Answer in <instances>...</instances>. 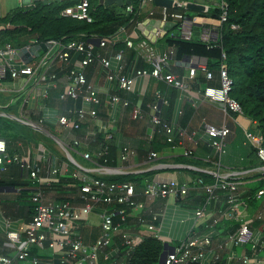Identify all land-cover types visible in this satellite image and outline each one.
<instances>
[{"label": "crops", "instance_id": "crops-1", "mask_svg": "<svg viewBox=\"0 0 264 264\" xmlns=\"http://www.w3.org/2000/svg\"><path fill=\"white\" fill-rule=\"evenodd\" d=\"M186 1L196 2V0ZM217 1L204 0L202 10L187 9L185 17L189 21L187 22L190 25L191 39L205 43L217 39L219 32L218 20L207 13L211 7L216 6ZM155 6L154 9L150 10L153 11V16H149V11L142 20L145 18H160V7L156 6V9ZM206 6L207 11L204 9ZM189 11L192 13H189ZM7 27H10V25L0 23V29ZM153 27L151 24L148 31L152 32ZM160 30L161 36L156 37L154 42L144 35L138 27V23L129 27H122L111 35L117 38L115 45L100 46L98 44L100 38L98 37L91 38L88 42L94 45L96 53L109 59L111 68L116 70L118 75H133L137 69L150 68V65L138 54L135 48L141 38L149 42L157 54H163L169 48L165 42L166 36L179 34L178 28L172 25L168 26L167 30ZM125 38H129L134 46H127ZM33 39L31 37L29 40ZM119 51L123 52L120 60L114 57ZM52 60L49 69L50 73L56 75V86L47 88L46 83H37L31 93L33 96L25 100L22 109L28 111L36 121H43L55 126L58 124L56 121L58 115H71L72 110L80 102L68 103L58 100L56 94L64 88L69 68L54 58ZM79 60L80 58L74 55L71 62L76 65ZM12 62L15 66L24 64L17 51ZM206 63L205 58L195 55H185L180 60L172 58L170 67L166 71L181 80L184 87H174L163 80L143 76L134 78L131 91L118 88L117 78H114L113 82L107 81L100 66L89 65L85 69L86 78L98 91L100 103L97 105L90 104L86 107L96 109L97 118L86 119L82 122L80 129L70 132L57 125V137L65 146H61L60 153L53 154L41 149L38 145L29 147L23 141L19 142V140L12 143L5 140L8 145L11 143V152L26 155L32 160L39 161L43 165L44 175L50 176L53 182H59L58 176L50 173L52 163L57 159L62 164L59 172L60 176H64L67 170H72V172H85L96 178L129 175L134 179L135 177L140 179V182L175 179L182 184H186L189 189L185 197L174 198L168 196L146 200L140 196L142 192V184L140 183V185H137L135 195H138V198H143L141 202H143L144 207L142 210L131 208L130 211H126L129 231L132 234H141L144 238L155 237L160 240L162 243L161 253L163 250L170 251L184 238L187 232L191 230L202 231L205 224L214 226L213 228L220 232L218 240H223L238 227L237 222L221 216V212L225 208L224 201H220L216 207L212 203L199 204L201 196L205 193L202 187L195 183V178L203 175L205 179L215 180L216 173L221 178L237 180L243 189L255 187L261 182L264 175V162L255 156L254 148L246 141L244 136V130L256 131V122L244 112L229 113L228 118H226V123L230 128V134L226 141V153L222 156L220 166H217V155L205 141L197 139L196 142L188 138L180 139L177 137L175 143L167 147L164 133L156 131V126L150 120L151 115L154 114L151 105L156 101L162 120L175 127L182 128L187 134L202 131L205 124L218 126L224 121L220 103L211 102L202 94L206 86L219 85L217 72L211 80L206 78ZM32 82L33 78L21 75L15 80H3L1 83L18 88H30ZM45 88L48 89L50 104H45L44 98L40 94ZM157 92L160 93L159 99L156 98ZM34 94H37V96L35 97ZM111 95H118L123 99H127L130 105L124 106L122 101L117 104H110L109 96ZM132 106H137L142 110L143 117L141 119L131 117ZM74 138L80 140L78 145L73 144ZM106 142L113 147V158L111 160L115 164L109 166L102 165L97 161L102 152V143ZM187 149L192 150L191 156L183 154L184 150ZM125 150L128 151V156L123 159L122 156ZM151 153H155L156 156L151 157ZM85 154H88V157L85 158ZM57 156L64 157V160L58 159ZM23 173L15 164H10L4 171H0V180H2L0 183V230L3 228L6 219L11 220V228L16 229L28 218L26 204L19 193V190L23 188L19 185ZM26 176L25 178H27ZM135 182L137 181L135 180ZM63 189H65L63 185H48L45 191V199L59 202L60 196H63L62 193L65 191ZM72 193L79 197V187H76ZM72 203L75 207L81 205L80 200L76 198ZM118 205L108 207L101 204L95 205L89 220L84 221L80 226L85 243L94 242L99 236L98 214L100 212L107 210L113 214L116 213L118 218H114L115 221L120 220L118 213L123 207ZM202 207L205 208L206 213L203 217L198 218L194 213L196 209ZM256 211L264 212L262 200H252L250 213ZM154 216L157 217L156 220L153 219ZM139 219L140 224L138 223ZM155 221L158 222L154 223ZM149 224L154 225V231L147 229L146 225ZM252 225L256 235H259L260 222H253ZM7 244L4 234H1L0 252L11 254L12 252ZM116 247L121 248V238L119 236H115L109 250ZM34 251L33 254L39 258L40 264H60V255L52 254L46 248H35ZM242 252V246L233 247L228 245L222 253V261L216 264H232L231 261L226 259L230 255L229 253L238 256ZM122 255L121 252L113 259L100 257L97 264H127ZM156 264L162 263L158 259Z\"/></svg>", "mask_w": 264, "mask_h": 264}, {"label": "built area", "instance_id": "built-area-1", "mask_svg": "<svg viewBox=\"0 0 264 264\" xmlns=\"http://www.w3.org/2000/svg\"><path fill=\"white\" fill-rule=\"evenodd\" d=\"M49 3L59 2L64 6L60 10V15L75 20H82L87 23L93 21L91 15L90 0H45ZM144 1V0H143ZM147 2L153 0H145ZM32 3V2H31ZM30 3V4H31ZM186 0H172V8H186ZM29 5V4H28ZM216 7L220 9L218 17L219 32L220 26L227 21L228 4L225 0H218ZM125 8L128 12H132V5L126 4ZM172 8L160 7L161 21H175L179 30L178 36L185 40L191 39V30L185 15L178 11H172ZM207 11V6L204 7ZM149 16H153V11L149 12ZM194 20V19H193ZM188 21V22H187ZM232 29H236V24H231ZM155 36H161V30L155 31ZM215 40V41H216ZM209 41V42H215ZM44 42L50 45L45 52H40L29 63L15 66L12 62L13 56L16 54L17 48L10 42L0 45V82L10 77L11 80L19 78V76H27L33 78L36 83H46L49 87H55L56 75L50 73L52 58L63 63L69 68L67 73V81L64 88L60 92V99H72L80 102L71 115H58L57 123L68 132L74 129H80L82 122L86 119L97 118L96 109L87 108V105H97L100 103L99 93L96 88L88 82L85 69L89 65H98L103 69L105 78L109 82H113L117 78L118 88L131 91L134 78L150 76L163 80L168 85L182 88L183 83L166 70L170 67V60L174 56V48L170 47L163 54H157L152 45L145 39H140L136 45L138 54L150 65L148 69H137L133 75H118L117 71L112 69L108 58L94 51V45L83 39H74L68 43L61 44L55 39L39 41L38 39L29 40V47L33 44ZM206 42V43H209ZM117 43V38L111 36L100 38L98 44L100 46H112ZM125 43L129 47L134 44L129 38H125ZM58 49L54 52L51 49ZM74 55L81 54V58L76 65L71 62L72 53ZM123 52H117L114 57L118 60L122 58ZM224 56V55H223ZM206 78L211 80L213 75L205 69ZM219 85L206 86L202 92L203 96L211 102L220 103L224 114V121L216 126L213 124H205L200 132H191L187 134L182 128L175 127L168 122L162 120L159 115L158 103L155 101L151 107L154 114L150 120L156 131L164 133L165 140L174 144L175 139L188 138L192 141L203 140L210 146L217 155L216 165L220 166L222 156L226 153V141L230 134V128L226 123L229 113H242V107L239 102L230 96L233 81L229 76L227 65L223 61L218 73ZM43 98L48 96V89L42 90L40 93ZM35 97L37 94L34 95ZM156 98H160V93H156ZM122 101L124 106H129L127 99H123L118 95L109 96L110 104H117ZM130 115L133 119H141L143 117L142 110L137 106H132ZM246 141L255 149L256 156L264 162V141L258 131L244 130ZM78 139H73V144H79ZM0 171H4L8 165L15 164L24 171L31 180L33 187L31 191V201L34 203V210L31 219L25 221L16 229L11 228V220L6 219L4 226L0 230V235L4 234L7 240V247L11 250V254L0 253V264H40L37 256L32 254L33 249L46 248L52 254L61 256L60 264H97L100 257L104 259H113L122 252V257L127 263V257L142 242L141 234H132L124 224L127 219L125 207L142 210L143 202L137 201L134 197L136 194L135 186L131 181L112 182L95 178L88 173L75 171L73 175L80 181L79 200L81 205L75 207L69 200L62 202H53L45 199L44 186L51 185L53 180L50 176L44 175L43 165L32 160L29 156L20 155L18 153H9L7 142L0 137ZM185 156H191L192 150H184ZM85 158L88 154L84 155ZM128 156L125 150L122 158ZM155 153H151V157H155ZM62 168V164L55 159L52 163L50 173L54 176L58 175ZM216 175L213 183H204L201 177L195 178V183L202 187L204 193L208 196V202L216 207L220 201H224L225 208L221 212L224 218L237 222L238 227L234 232L230 233L227 238L218 240L220 232L214 226L205 224L200 232L189 231L179 243L174 246L165 256L162 264H216L222 261V253L227 246H242L241 255L235 256L231 253L226 257L227 261L232 264H264V212H251L252 200H262L264 203V175L262 176L263 186L258 188L254 193H250L248 189L241 188L237 180L230 178H221ZM188 187L175 179L158 181L146 180L142 190V196L146 200L155 198H166L172 196L174 198L185 197L188 194ZM111 206L114 203L125 205L119 211L120 220H114V214L104 210L98 214L100 234L92 243H85L80 231L81 224L89 220L90 214L98 202ZM205 208H198L195 216L200 218L205 215ZM157 217H153L156 220ZM260 222L259 235L253 230V222ZM148 230L155 229L153 224L146 225ZM115 236L121 238V248L116 247L105 250L113 243Z\"/></svg>", "mask_w": 264, "mask_h": 264}, {"label": "trees", "instance_id": "trees-1", "mask_svg": "<svg viewBox=\"0 0 264 264\" xmlns=\"http://www.w3.org/2000/svg\"><path fill=\"white\" fill-rule=\"evenodd\" d=\"M126 1L132 5V12L126 10V4L121 7L115 4L106 6L103 3H99L98 0H90V12L93 16L91 23L61 16L60 10L64 4L59 2L49 3L45 0H33L29 5H17L10 9L5 16H0V20L4 24L10 25V27L0 29V45L10 42L16 48H20L27 45L31 37L39 41L55 39L64 45L74 39L89 41L95 37H110L122 27L125 28L139 23L145 16V13L141 12V9L147 1ZM225 1L228 4L227 21L220 26L218 40L205 43L194 39L185 40L175 35L166 36L165 42L168 46L174 48L173 58L176 60H180L185 55H195L205 58L207 60L206 69L212 73L213 78L215 72L219 73L221 64L224 61L227 65L229 76L233 81L230 96L235 98L241 105L243 112L256 122V131L261 134L264 141V0ZM149 2L155 5L154 1ZM187 9L172 8L171 10L185 15ZM207 13L218 20L220 9L216 6L211 7ZM231 24H236L237 28L232 29ZM58 51L56 48L53 50V53ZM72 56H74L73 53ZM76 56L82 57L81 54H76ZM9 80H11L10 77L5 79V81ZM60 92L61 90L56 94L58 100L68 103L73 102L72 99H60ZM44 103L50 104L48 96L44 98ZM57 125L59 124L55 126ZM75 130L78 129H74L73 131ZM11 143L7 144L9 153H13L10 150ZM166 145L167 147L171 146V143L166 142ZM101 151L100 156L97 158L98 163L106 166L115 164L111 160L113 158V147L110 143H102ZM254 153L256 156L255 149ZM58 162L60 163V161ZM17 167L20 169L19 166ZM73 173L72 170H67L64 176L58 174L59 182H53L50 185L57 184L64 186L65 189L63 190L65 191L62 193L63 196H60L59 202L65 200L73 202L75 198L79 200V197L72 193L80 185V181ZM25 175L27 174L24 172L23 176L20 177L23 181L21 180L19 185L23 188L19 190V193L26 204L28 218L25 221H28L31 219L34 210V203L30 197L33 184L28 176H26L28 179L25 178ZM199 177L203 179L204 183L214 182V179H205L203 175H199ZM99 179L109 182L131 181L135 186V191L137 190V185H140V183L142 184V190L145 186V181L140 182V179L136 177L134 179V177L129 175ZM1 182L2 180H0ZM13 185L16 186L15 184ZM261 186H263L262 181L255 187L249 188L248 191L254 193ZM46 187L44 186V191H46ZM140 196H142V192ZM134 198L140 202L143 199L138 198V195H135ZM207 202L208 196L203 194L199 204L202 205ZM97 204L107 206L102 201ZM114 205H117V203H114ZM118 206L125 207V205L120 204ZM125 208L127 212L131 210V207ZM114 218H118L116 213H114ZM156 222L158 221L154 223ZM124 224L128 225L127 219ZM109 248L107 247L105 250H109ZM161 251L162 243L160 240L155 237L143 238L142 242L127 257V264H156ZM32 252H35L34 249ZM3 254L9 253L5 252Z\"/></svg>", "mask_w": 264, "mask_h": 264}, {"label": "rangeland", "instance_id": "rangeland-1", "mask_svg": "<svg viewBox=\"0 0 264 264\" xmlns=\"http://www.w3.org/2000/svg\"><path fill=\"white\" fill-rule=\"evenodd\" d=\"M98 2L100 3V0ZM20 4H22L21 0H0V16H5L10 9ZM155 8L157 9L156 6ZM152 9L154 5L146 2L141 12L148 14ZM189 13L192 12L189 11ZM0 23L3 22L0 20ZM36 84L33 80L30 88H18L0 82V137L9 142L23 141L29 147L38 145L41 149L53 154L60 153V148L64 145L57 137L56 126L36 121L28 111L22 109L25 100L33 96L31 93ZM57 158L64 160L62 156Z\"/></svg>", "mask_w": 264, "mask_h": 264}, {"label": "water", "instance_id": "water-1", "mask_svg": "<svg viewBox=\"0 0 264 264\" xmlns=\"http://www.w3.org/2000/svg\"><path fill=\"white\" fill-rule=\"evenodd\" d=\"M22 4H30L33 0H21ZM154 4L159 7H167L172 8L174 5H172V0H153ZM100 3L105 4L106 6L109 5H117L119 7L123 6L124 4H129L126 0H100ZM204 0H196V2H188L186 4V8L188 9H196V10H202ZM175 21H161L159 19L155 18H145L141 22L138 23V27L143 31L144 35L152 42L155 41V31L157 29H164L167 30L168 26L172 25L175 26ZM153 25L152 32L148 31V28L150 25ZM145 27V28H144ZM50 47L49 44L40 42L38 44H33L29 47L22 46L20 48H17V54L19 57L23 60L24 63H29L32 61L34 57H37L40 52H45ZM167 254L166 250H163V252L160 255L159 262L164 263L165 256Z\"/></svg>", "mask_w": 264, "mask_h": 264}, {"label": "clouds", "instance_id": "clouds-1", "mask_svg": "<svg viewBox=\"0 0 264 264\" xmlns=\"http://www.w3.org/2000/svg\"><path fill=\"white\" fill-rule=\"evenodd\" d=\"M0 147H2V146H0Z\"/></svg>", "mask_w": 264, "mask_h": 264}]
</instances>
